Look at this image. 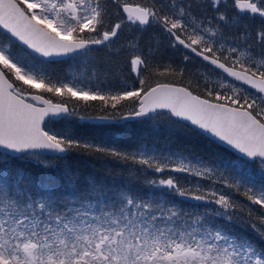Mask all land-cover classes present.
<instances>
[{"label":"snow or ice","instance_id":"6c2138e0","mask_svg":"<svg viewBox=\"0 0 264 264\" xmlns=\"http://www.w3.org/2000/svg\"><path fill=\"white\" fill-rule=\"evenodd\" d=\"M147 31L179 61L142 45ZM66 59L80 68L62 72ZM69 117L147 118L236 155L122 148L48 127ZM44 151L118 161L163 198L96 177L69 179V194L0 167V264H264V243L232 227L264 242V0H0V163L49 167ZM164 173L193 180L152 178Z\"/></svg>","mask_w":264,"mask_h":264},{"label":"trees","instance_id":"16d2710c","mask_svg":"<svg viewBox=\"0 0 264 264\" xmlns=\"http://www.w3.org/2000/svg\"><path fill=\"white\" fill-rule=\"evenodd\" d=\"M125 35H141L133 28L125 29ZM142 45L159 44V53L162 57L179 61L180 54L168 47L167 40L163 39L154 31H147L141 36ZM100 57L104 58V53H100ZM120 66L124 68L122 75L128 76L129 72L126 68V62L121 58L119 60ZM60 70L73 71L80 68L78 61L66 59L65 63L59 66ZM103 78V76H102ZM131 82V81H129ZM245 87V86H244ZM97 105L99 102H95ZM82 104V102H81ZM92 108L81 109L80 115L94 116L103 115ZM48 127L53 131H61L64 129H72L85 138L91 139L96 143H104L110 146L122 148H135L137 145L160 150L183 151L185 154L188 152H196L197 154L214 153L217 157L223 160H230L236 154L230 149H224L223 146L214 147L208 145L206 139L195 137L191 134L183 133L180 131L169 132L164 126L163 122H155L150 119L144 118L143 121L135 119L129 120L124 123H99L91 122L88 119L81 120L79 117H69L63 120H55L48 124ZM56 155L42 153L41 160L49 163V167H44L37 160H10L0 163V167L21 169L29 176H32L45 183L46 186H66L69 194L73 190L74 184L68 183L69 179L77 182L78 185L83 186L86 181L91 177L102 179L111 188L122 189L128 188L138 192L141 196L147 194L149 199L155 198L162 199L160 196L161 189L150 188L144 183V174H136L133 170L132 175L128 172V167L124 164L112 160L110 158H96L89 155L72 154L70 158L55 161L53 158ZM248 171L255 176L257 185L261 182V172L259 165L255 168H250ZM175 175L181 179L182 183H189L193 180L192 177L184 176L177 173H164L152 174V178H161L162 176ZM240 201L247 204L244 198L232 193ZM177 203H180L179 197H174ZM185 204H195V201H184ZM259 212L258 206H251ZM233 231L238 233L244 238L249 239L259 246L264 243L259 240V237L249 228H241L238 225H233Z\"/></svg>","mask_w":264,"mask_h":264},{"label":"water","instance_id":"95a60500","mask_svg":"<svg viewBox=\"0 0 264 264\" xmlns=\"http://www.w3.org/2000/svg\"><path fill=\"white\" fill-rule=\"evenodd\" d=\"M96 116V115H94ZM89 121L91 122H99V123H110V122H125V121H128V120H120V121H99V120H95V119H88ZM132 120H135V119H132ZM42 153H47V154H55V155H58L57 153H53V152H48V151H44Z\"/></svg>","mask_w":264,"mask_h":264}]
</instances>
